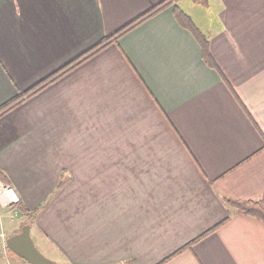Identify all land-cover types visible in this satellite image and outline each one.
I'll list each match as a JSON object with an SVG mask.
<instances>
[{"label":"crops","instance_id":"obj_1","mask_svg":"<svg viewBox=\"0 0 264 264\" xmlns=\"http://www.w3.org/2000/svg\"><path fill=\"white\" fill-rule=\"evenodd\" d=\"M19 96L1 178L52 264H160L227 217L164 264H264V221L226 202L264 196V0H0V106Z\"/></svg>","mask_w":264,"mask_h":264},{"label":"trees","instance_id":"obj_2","mask_svg":"<svg viewBox=\"0 0 264 264\" xmlns=\"http://www.w3.org/2000/svg\"><path fill=\"white\" fill-rule=\"evenodd\" d=\"M164 5H165V3H163V2L161 4H158L157 6L151 8L150 10H148L147 12H145L144 14H142L137 19H135L132 22H130L128 25H126L125 27H123L122 29H120L119 31H117L116 33H114V34H112L110 36H106L105 38H103L101 40V42L98 45H96L94 48H92V49L88 50L87 52H85L81 57H79L76 60L70 62L68 65H66L64 68L60 69L58 72H60V71L65 72L68 69L72 68L73 66H75V64L78 61H80L81 59H83V57H84V55L86 53L91 54V53L95 52L97 49L102 48L104 45L107 44V42H109V40H111L112 38H115L116 39L122 33H124L125 31H127L128 29H130L132 26H134L137 23L143 21L144 19L148 18L151 15H154ZM175 14H176V17H177L178 21L184 27H186L190 31H192V33L196 36L197 40L199 41V43H200V45L202 47V51H203L204 58L212 66H214V67L217 68V64L214 61V59H213V57H212V55L210 53L209 39H208V37L198 28V26L195 24V22L193 21V19L191 18V16L189 14H187L186 12H184L182 9H180L178 6H175ZM58 75H59V73L50 76V78L46 79L45 81H43L42 83H40L39 85H37L36 87H34L33 89H31L28 92L27 96H31L32 94L36 93L39 89H41V87H43L44 85H46L50 81H53V79H55V77L58 76ZM22 99H23V97L22 96H19V97L13 99V100H11L9 102H6L5 104L1 105L0 106V115L3 114V113H5L9 109H11V107H13L15 104L19 103L20 101H22ZM1 174L2 173L0 172V177H2ZM226 202L228 203V205H230L232 208L235 209V212L236 213L243 214V215H248V216L254 217L256 219H259L261 221H264V196H262L260 198H256V199L226 198ZM19 207L21 209V214L24 217H29L31 220L34 219V216L37 213V210H34L33 212H28L23 207L22 202L20 203ZM228 220H229V217H227L224 221L220 222L219 224H217L216 226H214L210 230L206 231L202 235H200L197 238H195L188 245H186V246L182 247L180 250H178V252H176V253L172 254L171 256H169L168 258L164 259L160 264L166 263L167 261H169L172 257H174L175 255H177L178 253H181L185 249L192 247V245L195 242L201 240L206 235H208L210 232L216 230L219 226H221L222 224L226 223Z\"/></svg>","mask_w":264,"mask_h":264},{"label":"built area","instance_id":"obj_3","mask_svg":"<svg viewBox=\"0 0 264 264\" xmlns=\"http://www.w3.org/2000/svg\"><path fill=\"white\" fill-rule=\"evenodd\" d=\"M20 203L21 197L18 191L0 177V254L8 250L7 221L20 216Z\"/></svg>","mask_w":264,"mask_h":264},{"label":"water","instance_id":"obj_4","mask_svg":"<svg viewBox=\"0 0 264 264\" xmlns=\"http://www.w3.org/2000/svg\"><path fill=\"white\" fill-rule=\"evenodd\" d=\"M8 245L19 257L31 264H52L53 261L42 253L31 236V224H25L20 232L9 234Z\"/></svg>","mask_w":264,"mask_h":264},{"label":"rangeland","instance_id":"obj_5","mask_svg":"<svg viewBox=\"0 0 264 264\" xmlns=\"http://www.w3.org/2000/svg\"><path fill=\"white\" fill-rule=\"evenodd\" d=\"M195 8L200 10V11H203L202 7L199 5H197ZM190 12L193 13L192 10ZM193 14L199 16L201 13H193ZM60 166H63V165L60 164ZM72 175H74V174L72 173L71 169L69 170V173H68V171L67 172L64 171V173H62L61 179L68 178V180H70L71 179L70 177H72ZM78 175H80V174H78ZM75 191L76 190H72V193H74ZM86 191H89V190H86ZM84 192H85V190H84ZM83 196H86V194L84 193ZM12 220L7 221V230H8V234H10V235L17 233V232H20L22 227L25 224H32V222H33L32 221L33 219L31 220L29 217H24L22 214H20V216H17V218L12 219ZM31 236L35 242L36 247L42 253H44L42 250L43 249L42 248V242H47L46 239L44 238V236L38 235L37 232L35 231V229L34 230L32 229ZM6 256H12L13 258H15L19 262V264H31L29 261H27L21 257L19 258L9 247H8V250L6 253L0 254V258H3L4 260H5Z\"/></svg>","mask_w":264,"mask_h":264}]
</instances>
